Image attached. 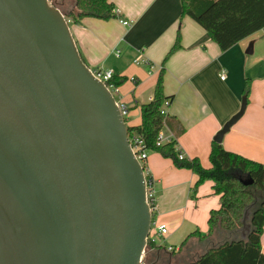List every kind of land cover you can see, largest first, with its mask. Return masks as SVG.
Instances as JSON below:
<instances>
[{"label": "water", "instance_id": "water-1", "mask_svg": "<svg viewBox=\"0 0 264 264\" xmlns=\"http://www.w3.org/2000/svg\"><path fill=\"white\" fill-rule=\"evenodd\" d=\"M147 192L117 99L65 15L52 0H0V264H147Z\"/></svg>", "mask_w": 264, "mask_h": 264}, {"label": "crops", "instance_id": "crops-1", "mask_svg": "<svg viewBox=\"0 0 264 264\" xmlns=\"http://www.w3.org/2000/svg\"><path fill=\"white\" fill-rule=\"evenodd\" d=\"M110 1L119 16L109 21L86 18L71 24V31L89 68L112 70L115 76L127 78L117 95L128 110L126 126L141 124L140 107L153 99L162 72L165 95L172 97L167 108L171 123L163 132L177 138V150L187 159H198L210 169L214 138L239 112L249 79L246 112L224 136L222 146L264 163V47L257 55V46L251 44L257 56L250 58L246 38L223 52L205 29L182 16L181 0ZM121 20L132 23L125 26ZM179 37L181 48L169 56ZM146 169L156 194L154 221L169 231L155 237L157 252L161 251L158 264L162 257L167 264H193L217 244L192 237L209 232L210 213L221 206L215 183L196 187L197 174L178 168L157 152H148ZM261 246L264 253V232Z\"/></svg>", "mask_w": 264, "mask_h": 264}, {"label": "trees", "instance_id": "trees-1", "mask_svg": "<svg viewBox=\"0 0 264 264\" xmlns=\"http://www.w3.org/2000/svg\"><path fill=\"white\" fill-rule=\"evenodd\" d=\"M71 24H79L86 18L109 21L116 18L115 5L110 0H52ZM182 16H188L207 31L224 52L240 41L258 31L264 30V0H181ZM181 48L180 37L171 49L169 56ZM126 77L114 76L109 87H120ZM251 91L248 79L244 97L248 99ZM172 103V97L164 92L163 73L161 72L154 97L142 104L139 126H127L129 140H142V149L157 152L172 159L181 169H190L198 176L196 187L206 181H213L214 191L220 196L221 206L212 210L209 217V232L205 235L196 232L192 237L201 241L216 240L217 244L208 249L193 264H264L261 238L264 232V163L244 158L226 151L222 144H212L210 160L212 167L204 168L198 159L180 160L177 138L169 143L158 145L162 131L170 125L168 112L163 113L165 102ZM146 163V162H145ZM144 163V164H145ZM145 166V165H144ZM146 169V166H145ZM150 179L149 175H146ZM245 185L243 181H250ZM257 200V202H256ZM256 202V203H255ZM251 209V230L246 239L241 238L240 229L245 210ZM153 213L155 208H153ZM159 247L149 238L145 261L151 264Z\"/></svg>", "mask_w": 264, "mask_h": 264}, {"label": "built area", "instance_id": "built-area-1", "mask_svg": "<svg viewBox=\"0 0 264 264\" xmlns=\"http://www.w3.org/2000/svg\"><path fill=\"white\" fill-rule=\"evenodd\" d=\"M115 13L116 15L119 16L120 12L119 10H115ZM121 23L125 26H130L132 22L130 21H124V20H121ZM137 64L140 63V61H136ZM94 75L102 82H104L107 86H108V82H110L113 77L115 76L114 74V71L112 70H107V69H97V70H92ZM222 80H224L226 78V75L223 74L222 75ZM108 88L112 91L113 95L116 97L118 95V88L117 87H109ZM118 102V100H117ZM119 106H120V109H121V113H122V116L123 118L125 119L126 116L128 115V110L127 108L120 104L118 102ZM170 106V103L167 101L165 102L164 104V110H163V113H167V108ZM174 138L171 136V137H166L164 132L162 131L159 135V138H158V145H161V144H164V143H169L173 140ZM130 141V144L133 148V151L134 153L136 154V157L138 158V160L140 161V163L143 165L144 169H145V166H144V163L147 161V158H148V152L147 151H144L142 149V140H140L139 138H133V140H129ZM179 158L180 160H183L185 158V156L180 153L179 155ZM145 173L146 175L148 174L147 172V169H145ZM147 178V176H146ZM147 182H148V192H147V198H148V202L149 204L151 205L152 209L155 208V201H156V194H155V189L153 187V181L150 179L147 178ZM154 210V209H153ZM168 228L166 225H158L156 224L155 221H153V225H152V230H151V234L152 236H150V238L153 239V241H155V237H161V236H165L168 234ZM170 252H175L176 251V248H173V247H169L168 249Z\"/></svg>", "mask_w": 264, "mask_h": 264}, {"label": "rangeland", "instance_id": "rangeland-1", "mask_svg": "<svg viewBox=\"0 0 264 264\" xmlns=\"http://www.w3.org/2000/svg\"><path fill=\"white\" fill-rule=\"evenodd\" d=\"M248 38L249 39H246V41H244V42L247 43V49L250 48L251 44H254V48H255V45H256L257 46V55H258L260 50H262L261 48L264 47V30L258 31V32H256L255 34L251 35ZM257 55H255L253 53V54H250L249 57L251 58V57H255ZM116 99H118V96H116ZM144 165L146 166V163ZM151 236H152V234H151ZM145 256H146V254H145ZM167 263H168L167 258L166 257L165 258L162 257L160 264H167Z\"/></svg>", "mask_w": 264, "mask_h": 264}]
</instances>
